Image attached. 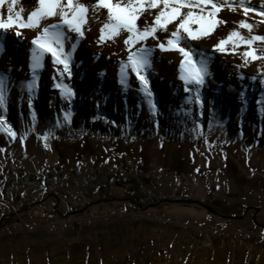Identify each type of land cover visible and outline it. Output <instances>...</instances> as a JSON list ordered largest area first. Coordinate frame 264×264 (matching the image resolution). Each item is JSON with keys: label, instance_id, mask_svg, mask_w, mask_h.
<instances>
[{"label": "rangeland", "instance_id": "1", "mask_svg": "<svg viewBox=\"0 0 264 264\" xmlns=\"http://www.w3.org/2000/svg\"><path fill=\"white\" fill-rule=\"evenodd\" d=\"M35 4L17 0L13 15L23 9L26 20ZM262 6L235 0L234 10L217 14L225 23L210 37L186 41L197 61L208 62L202 104L185 91L181 54L156 46L166 39L162 31L142 42L153 49L147 79L155 107L135 74L121 85L128 34L98 42L106 9L85 26L71 76L59 77L62 65L46 55L31 92L36 31L0 30L7 77L0 264H264V59L246 57L248 45L236 38L226 51L214 48L233 31L264 36ZM245 7L255 11L245 15ZM7 9L6 0L0 17L7 19ZM252 48L264 56V42ZM60 82L73 89L71 99Z\"/></svg>", "mask_w": 264, "mask_h": 264}, {"label": "snow or ice", "instance_id": "2", "mask_svg": "<svg viewBox=\"0 0 264 264\" xmlns=\"http://www.w3.org/2000/svg\"><path fill=\"white\" fill-rule=\"evenodd\" d=\"M7 2L9 15L7 19L0 17V30L7 32L13 28H29L36 31L31 41L33 47L30 68L33 75L27 85L29 92L35 86L38 70L44 67L46 55H51L53 64L62 65V68H57L59 77H64L65 74L71 76L72 52L76 49L79 40L84 38L85 26L91 18H96V14L101 9H106L108 15L100 28L98 42L115 39L121 32L128 34L124 43L129 47V52L127 61L121 63L120 83L127 88L129 73L135 74L145 95L149 97V104L154 108L147 79V72L152 66L153 49L144 46L142 42L149 38L160 39L158 34L161 31L166 34V39H160L156 46L161 51H176L181 54L180 79L186 85L185 91L190 94L195 91L194 96L190 95V102L202 104L199 88L204 85L206 77L210 75L208 62L206 59L197 61L194 58L193 49L186 45V41L210 37L217 25L225 23L216 18L217 14L225 7L234 10L235 0H95L94 4L84 3L82 0H36L35 7L28 13L26 20L22 16L23 9L13 15L17 0H7ZM245 2L246 0H240L241 6ZM5 3L6 0H0V6ZM249 11H255V9L244 8L245 15ZM258 15L264 16V11L259 12ZM56 17H59L57 22L41 23ZM146 17H151V21L142 19ZM138 22L143 24V28ZM169 26L174 30H170ZM240 27L248 29L249 32L252 30V26L244 22H241ZM69 33L76 35L72 37ZM20 34L17 30L16 35ZM234 38L248 45L250 50L245 52L246 57L252 60L264 59V56H257L255 49L252 48L254 41L264 42V36L257 35L246 39L238 31H233L226 39L219 40L214 48L221 52L226 51L225 45ZM71 40L76 42L71 44V50H66L65 43ZM6 82L7 77L0 74V109H6ZM56 87L69 99L74 95L73 89L63 82L57 83ZM5 123L4 116L0 115V127H3ZM8 131L12 136L16 135L10 128Z\"/></svg>", "mask_w": 264, "mask_h": 264}, {"label": "water", "instance_id": "3", "mask_svg": "<svg viewBox=\"0 0 264 264\" xmlns=\"http://www.w3.org/2000/svg\"><path fill=\"white\" fill-rule=\"evenodd\" d=\"M187 202H196V201L195 200H187ZM201 205L203 207H205L206 209H208L209 211L214 212V210L210 206L202 204V203H201Z\"/></svg>", "mask_w": 264, "mask_h": 264}, {"label": "trees", "instance_id": "4", "mask_svg": "<svg viewBox=\"0 0 264 264\" xmlns=\"http://www.w3.org/2000/svg\"><path fill=\"white\" fill-rule=\"evenodd\" d=\"M93 204H94V203H93ZM20 210H21V211H26L27 209L24 208V207H21Z\"/></svg>", "mask_w": 264, "mask_h": 264}, {"label": "bare ground", "instance_id": "5", "mask_svg": "<svg viewBox=\"0 0 264 264\" xmlns=\"http://www.w3.org/2000/svg\"><path fill=\"white\" fill-rule=\"evenodd\" d=\"M76 199H78V197H76Z\"/></svg>", "mask_w": 264, "mask_h": 264}]
</instances>
